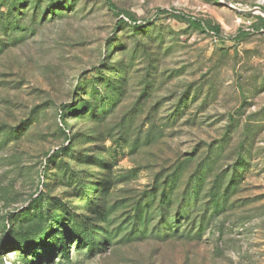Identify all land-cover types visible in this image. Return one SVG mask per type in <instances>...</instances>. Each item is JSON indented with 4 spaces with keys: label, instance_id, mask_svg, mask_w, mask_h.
I'll return each instance as SVG.
<instances>
[{
    "label": "rangeland",
    "instance_id": "rangeland-1",
    "mask_svg": "<svg viewBox=\"0 0 264 264\" xmlns=\"http://www.w3.org/2000/svg\"><path fill=\"white\" fill-rule=\"evenodd\" d=\"M0 264H264V0H0Z\"/></svg>",
    "mask_w": 264,
    "mask_h": 264
},
{
    "label": "trees",
    "instance_id": "trees-1",
    "mask_svg": "<svg viewBox=\"0 0 264 264\" xmlns=\"http://www.w3.org/2000/svg\"><path fill=\"white\" fill-rule=\"evenodd\" d=\"M214 202V201H213ZM203 228V227H202ZM79 238V237H78ZM65 247H64V242H61V249H62V251H63V249H64Z\"/></svg>",
    "mask_w": 264,
    "mask_h": 264
}]
</instances>
